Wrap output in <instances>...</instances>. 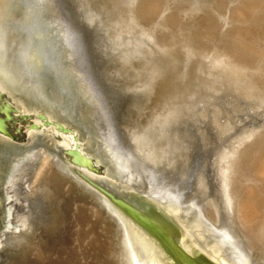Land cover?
Returning a JSON list of instances; mask_svg holds the SVG:
<instances>
[{
  "label": "bare ground",
  "instance_id": "1",
  "mask_svg": "<svg viewBox=\"0 0 264 264\" xmlns=\"http://www.w3.org/2000/svg\"><path fill=\"white\" fill-rule=\"evenodd\" d=\"M79 8L88 24L108 26L121 51L110 80L138 97L125 105L127 140L121 133L107 152L154 171L135 188L147 193L155 181L148 195L207 224L237 264H264V0H79ZM80 34L67 29L64 43L79 56ZM19 48L22 81L32 65L22 60L30 45ZM220 99L228 108L218 107ZM191 122L214 128L216 139L185 140L180 131ZM43 155L17 182L48 220L13 241L17 264H138L123 222L110 224L64 166ZM180 180L193 182L187 188Z\"/></svg>",
  "mask_w": 264,
  "mask_h": 264
},
{
  "label": "water",
  "instance_id": "2",
  "mask_svg": "<svg viewBox=\"0 0 264 264\" xmlns=\"http://www.w3.org/2000/svg\"><path fill=\"white\" fill-rule=\"evenodd\" d=\"M44 1L46 2V0H31L32 4L30 10L27 14L25 13L26 21L24 20L25 23H28V19L30 20L31 16L34 17L36 33H32V35H35L31 38L33 42L32 45L30 44L29 52L30 63H32L34 68V79H36L37 82L39 81V86L41 84H46L49 79V64L46 61V57L43 56V48L45 43L49 45V47L53 46L51 48L53 51L57 48L55 42H53L54 38L53 35H51V31L52 28L59 23L58 19L53 21L46 18L48 9ZM62 1L63 0H58L60 9L62 4L64 5ZM75 3L77 8L74 9L73 7L71 10L72 12H69L71 17L66 15L67 18L62 19L65 28L63 34L65 38L67 29H73L76 34L81 33L80 36L82 37L81 42L83 48L80 55L90 58V61L87 62L88 72L84 74V79V76L81 75L82 73H71L68 69H65V72L64 70H59L57 64L63 63L59 58H57V61H55L51 67L53 70L60 73L58 76L61 75L64 80H67H62V83L64 84L65 82L66 84V90H64L65 88L62 89L63 93L72 92V89H74L73 93L74 91L80 92L77 95V98H80V104L82 103L88 107H92L93 102L96 100L98 101V105L102 108L104 106L109 108L112 113L113 124H115V127L117 125L120 133H122L123 139L127 140V132L124 130L127 124L123 121V114L126 112L125 105L138 97L137 93L134 91L128 92L121 88L120 84H114L110 80L108 69L114 67L113 63L116 61V56L118 55V58L120 57V48L116 49V43L109 38L108 26L103 22H96L93 25L88 24L83 19V15L80 12L79 0H75ZM5 4L7 5V0H0V12L5 10V7H3ZM41 31L44 33H40ZM96 37L98 38L97 41ZM64 38L62 42L65 43ZM96 42L97 45L96 48H94L92 45L93 43L96 44ZM2 43H0V48H2ZM94 49L95 51H93ZM0 59H2L1 53ZM105 67L107 68V72ZM40 73L45 75V77L42 78L43 76H40ZM86 76L88 80H86ZM8 77L10 76L7 72L4 74L0 73V83L1 87L6 92L5 97L11 100L10 102L7 98L4 99V104L0 105L1 111L3 112L2 109H5L6 112V110L10 108L13 113H17V119H19V121L21 119L25 120L26 118H30V123H28V128L30 130L39 132L41 130V125H43L46 128H56L59 132L66 134L70 138L72 137L76 144L69 143L68 149H61L60 151L62 154L60 157L62 165L66 169V172L82 185L81 189L93 197L98 207L104 211V215L110 219V224L114 226L115 224L119 225L121 221L123 222L122 226H124L128 234L131 246L136 248L135 252L133 249V259H135L136 263L237 264L230 254L226 252L227 246H221L217 238L213 237V230L207 224H203L200 220V224L195 221L193 222L192 219L188 217L187 213L185 214L180 207L175 206L176 208H174V205L171 206L170 204H166L165 201L148 195L151 190H157L155 181H148V185L146 186L147 193L136 189L135 185L142 182L139 175H145L146 178L148 177L149 179L150 176L156 177V174L154 171L148 170L146 166L139 164L134 157H130L124 163H120L119 159H115V156H113L114 154L112 155L110 152H107L108 149H106L107 147L104 146L103 143L102 131H100L97 126H93L96 136L90 133V128L88 126L81 128H84L83 130L87 135L96 139L91 140L96 143L95 145H93V142H90L93 143V146H96L97 151L91 152L85 145L81 147L78 143L79 140L85 139L86 136L84 135V131L73 130L74 127L72 125L57 121L58 119L56 118L58 117H48V115L51 116L48 109L36 110L30 108L28 109L27 115L21 114L17 101L13 100L11 97L12 95L15 96L16 93L14 92L20 89L16 88L15 85H11L9 88L6 87L5 82H9ZM69 78L71 83L68 81ZM80 81L82 82L83 88L80 86ZM70 84L73 86L72 89L70 88ZM33 90L34 89L26 88L21 94L24 95L28 93L31 95ZM9 103L13 104L16 110H14ZM34 113H36V115H34ZM34 119H38L40 124L38 125L32 122ZM78 120L77 124L80 126L85 125L80 117ZM14 121V117L8 114H6L3 119L0 117V134L12 140L23 142V135H21L23 138H19L8 130V127L13 126L11 122L13 123ZM199 123L200 122H197L196 124ZM96 124L97 121L95 125ZM194 125L195 123L191 122L186 125V130H182L180 133L186 136L190 127ZM209 132L211 133L210 139L215 140L217 137L215 129L211 127L209 128ZM201 139L202 138L195 136V140ZM58 140L61 139L58 138ZM24 142L26 143L28 140ZM128 148V152L131 151V147ZM116 151L117 153L120 152L119 149ZM113 153L116 152L113 151ZM120 158L122 159L121 156ZM127 161H129V163ZM70 164L76 168H71ZM133 178L137 179V181H133ZM43 219H41L38 224L48 220V218ZM120 230L121 229H116L114 231L116 237L119 235ZM209 232H211L212 235L209 234ZM119 240L120 239H118V241ZM5 251L8 264H17L20 262V257L18 258L15 247ZM120 260L122 259H119V264H123L120 263ZM116 263L118 264L117 261Z\"/></svg>",
  "mask_w": 264,
  "mask_h": 264
},
{
  "label": "rangeland",
  "instance_id": "3",
  "mask_svg": "<svg viewBox=\"0 0 264 264\" xmlns=\"http://www.w3.org/2000/svg\"><path fill=\"white\" fill-rule=\"evenodd\" d=\"M63 2L64 5L62 4L63 8L61 7V10L59 8L60 3L58 2V0H46V2L44 1L48 9L46 18L53 21H56L58 19L59 23L56 24L54 28H52V33L50 32L51 35H53V42H55L57 48H55V50L53 51L51 49L53 46L49 47V45H47L46 43V46L44 45L43 48V56L46 57V61L49 64V79L46 84H41L39 86V81L37 82V80L34 79V68L32 63V66L30 68V70H32L31 77L27 76L26 79L20 81V77L17 74L18 72H20L19 64L21 63V58H19V55H16L14 53V51L18 52L20 50L19 47L24 44L26 46L30 44L32 45L33 40H31V38H33V35H35H32V33H36L34 27V17L31 16L30 20L28 19V23L24 22L26 14L30 10L32 2L31 0H7V5L5 4L3 6L5 7V10L0 12V43L3 42L1 44L2 48H0V53L2 55V59H0V73L4 74L5 72H8V74H10L13 79H9V82H5L6 87L9 88L11 85H15L16 88H19L21 90L14 92L16 93V98L11 94L12 99L17 101L20 107L19 110L21 114L27 115L28 109L30 108H34L36 110L46 108L49 110V114L51 115H48V117H58L56 118L58 119L57 121L72 125L74 127L73 130L76 129L75 131L80 130L83 132L84 128H81L84 126H88L90 128V133L93 136H96L93 126H97L98 129L102 131L104 146L107 147L106 149H111L115 147V140L117 137H120L121 133L119 129L115 127V124H113L112 113L110 109L106 108V106L102 108L98 105V101L96 100L93 102L92 107H88L85 104L81 103L83 105L82 106L80 104V98H77V95L80 92L74 91L73 93L74 89H72L73 86L71 84L70 88L72 89V92L69 91L68 93H63L62 89L65 88L64 90H66L65 82L64 84L62 83V80L64 79L61 75L58 76V74L60 73H58L56 70H53L51 67L54 62L57 61V58H59L60 61L62 60L63 62L61 64H57L59 70H64L65 72V69H68V71H70L71 73H82L81 75L83 76L88 72L87 62L90 61V58H86V56L84 55H76L70 48L65 47L64 42H62L64 38L63 31L65 30L62 19H66L68 15L70 16L69 12H72L71 10L73 7L74 9L77 8L75 0H63L62 3ZM25 32H27L28 34H26ZM40 33L44 32L41 31ZM97 39L98 38L96 37V41ZM96 45L97 42L96 44L93 43L92 46L96 48ZM206 48H208L209 50ZM205 49L206 52H209L212 49V46L210 45L209 48V46L206 45ZM93 51H95V49ZM238 51L240 52L239 48ZM22 57H24L22 58V60H25V62H30L29 50L25 51L24 56ZM116 58H118V55L116 56ZM106 69L107 68L105 67V70ZM86 80H88L87 76ZM200 80L198 79L197 81ZM64 81L67 80L65 79ZM68 81H70V78L68 79ZM195 83L196 81H194L192 85H194ZM80 86L83 88L82 82L80 83ZM26 88L34 89L33 93L31 95H29L28 93V95L26 93L22 95L21 92H23ZM222 102L221 99L219 102H216L218 107H222V109L228 108L229 103L225 102V100H223ZM210 105L212 107V104ZM34 115H36V113H34ZM11 116L14 117L15 121L13 122V128L8 127V130L17 137L23 135L24 140H22L23 142H19L18 140H12L0 134V264H8V262L6 261L7 254L5 250L8 251L9 249L13 248V244L17 243L16 241H18L17 239L19 237H24L27 239L30 234L35 231L34 228L42 224L38 223L39 221H41V219H43V213L45 212L44 205H39L34 198L33 200L30 199L31 196L28 187L26 191L25 184L23 185L20 182L18 183L17 179L22 176V178H24L23 170L27 169L26 166L31 163L33 156H36L37 154H44L43 156L50 155V157L54 158L56 165L59 166L58 168H60V166L62 165V161L60 160V157L62 156L60 152L61 149H68L69 143L76 144L72 137L70 138L66 134L59 132L56 128H46L41 125V130L39 132H36L34 130H30L28 128V124H26L25 122H20L19 119H17V113H12ZM0 117L4 118V115L0 114ZM59 117L61 120L59 119ZM79 117L85 125L80 126L79 124H77L79 121ZM96 121L97 124L95 125ZM32 122L38 125L40 124V121L38 119H34ZM187 134L188 138H186L185 140H195V136L202 138L201 140H204L203 138L206 135H208V138L211 137L209 127L207 128L206 123L202 122L191 126ZM84 135L86 136H84L85 139L79 140L78 142L80 146L82 147L83 145H85L87 148H89V150H91V152H96L97 148L96 146H93L96 143L94 141H91L93 139H96L92 136L90 137L86 133ZM23 136L21 138H23ZM58 138H60L61 140H58ZM25 140H28V142H26L27 144L24 142ZM122 147L125 148V145H122ZM58 159L60 160V162ZM70 167L73 169L76 168L71 164ZM191 168L192 165L189 170H191ZM141 178L140 180L142 182L146 180V176ZM189 181L191 185V181L193 182V180ZM189 183L185 180L184 182H181V185L189 187ZM15 185L16 187L21 186V189H17L15 187L13 190V187ZM27 215L32 216L33 218L20 222L19 216L22 217ZM132 249H134V252L136 251V248L134 246H132Z\"/></svg>",
  "mask_w": 264,
  "mask_h": 264
},
{
  "label": "flooded vegetation",
  "instance_id": "4",
  "mask_svg": "<svg viewBox=\"0 0 264 264\" xmlns=\"http://www.w3.org/2000/svg\"><path fill=\"white\" fill-rule=\"evenodd\" d=\"M6 96V92H5V90L1 87V83H0V105H3L4 104V99H6L7 97H5ZM8 99V98H7ZM9 100V99H8ZM10 102H11V100H9ZM10 104V106L12 107V108H14V110H16L15 109V107H13V104H11V103H9ZM7 111V113H8V115L9 116H11V114L13 113V111H11L10 110V108L9 109H7L6 110ZM12 123V122H11ZM11 128V127H10ZM20 138V137H19Z\"/></svg>",
  "mask_w": 264,
  "mask_h": 264
}]
</instances>
